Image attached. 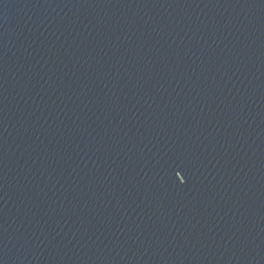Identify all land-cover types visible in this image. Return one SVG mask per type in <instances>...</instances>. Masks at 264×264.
<instances>
[{
  "label": "water",
  "instance_id": "95a60500",
  "mask_svg": "<svg viewBox=\"0 0 264 264\" xmlns=\"http://www.w3.org/2000/svg\"><path fill=\"white\" fill-rule=\"evenodd\" d=\"M0 264H264V0H0Z\"/></svg>",
  "mask_w": 264,
  "mask_h": 264
},
{
  "label": "snow or ice",
  "instance_id": "6c2138e0",
  "mask_svg": "<svg viewBox=\"0 0 264 264\" xmlns=\"http://www.w3.org/2000/svg\"><path fill=\"white\" fill-rule=\"evenodd\" d=\"M176 175H177V176H180V173H179V172H177V173H176ZM181 179H182V182H183V178H181Z\"/></svg>",
  "mask_w": 264,
  "mask_h": 264
}]
</instances>
